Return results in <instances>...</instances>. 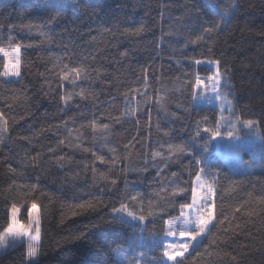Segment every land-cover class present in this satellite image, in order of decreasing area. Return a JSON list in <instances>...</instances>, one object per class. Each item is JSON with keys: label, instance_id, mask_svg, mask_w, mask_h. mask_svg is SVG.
Listing matches in <instances>:
<instances>
[{"label": "trees", "instance_id": "trees-1", "mask_svg": "<svg viewBox=\"0 0 264 264\" xmlns=\"http://www.w3.org/2000/svg\"><path fill=\"white\" fill-rule=\"evenodd\" d=\"M17 45L19 78L0 76V226L26 197L41 239L34 261L15 242L0 264H166V225L200 175L213 224L176 264H264V0H0V47ZM202 63L217 67L232 132L259 129L261 169L218 154L228 127L195 104L213 73Z\"/></svg>", "mask_w": 264, "mask_h": 264}, {"label": "rangeland", "instance_id": "rangeland-1", "mask_svg": "<svg viewBox=\"0 0 264 264\" xmlns=\"http://www.w3.org/2000/svg\"><path fill=\"white\" fill-rule=\"evenodd\" d=\"M11 51V49H6ZM2 57V56H1ZM202 66L208 67L212 70V75L206 78H198L196 85L195 104L201 107H215L220 110V118L223 124L228 127L227 134L219 137L216 143L217 152L221 158H223L236 173H247L253 170L261 169L263 164L261 161V152L263 154V141L259 134V129L252 123L234 124L237 125L239 130L232 132L233 129H237L236 126L231 125L232 121L229 115L232 105L231 101L221 92V78L217 71L216 65L212 63H202ZM19 71V65H17V73ZM7 80H14L19 78L18 76L5 77ZM231 133L229 135V133ZM251 153V158L248 159L247 154ZM204 197H207L206 199ZM205 209H210L209 213ZM17 208L12 209L10 213L11 222L16 214ZM204 214L205 231L198 236H195L198 231L196 228V222L199 214ZM24 215L23 209H20L19 218L22 221H27L23 224H18L21 229H28V232L33 236H40V219L39 209L37 206H32L28 210V216ZM25 217V218H23ZM189 219V223H185V220ZM214 220V190L209 181L203 176H198L193 185V200L192 203L185 207L180 216L177 219L168 221L166 225V250L170 252L174 259L169 261L165 256L166 264H176L179 260L188 256L195 246L204 238L209 229L211 228ZM33 224L35 225V232H32ZM181 231L185 233L181 236ZM195 236V239L192 237ZM24 242L27 245L26 238L10 239L2 248L0 252L4 251L12 243ZM40 243V242H39ZM187 244V250H184V245ZM39 244L37 245L38 249ZM171 246V247H169ZM28 248V246H27ZM180 253L176 255V253ZM30 261H34L36 257L30 258Z\"/></svg>", "mask_w": 264, "mask_h": 264}, {"label": "clouds", "instance_id": "clouds-1", "mask_svg": "<svg viewBox=\"0 0 264 264\" xmlns=\"http://www.w3.org/2000/svg\"><path fill=\"white\" fill-rule=\"evenodd\" d=\"M17 65H19L18 61L9 60L4 65V71L2 74L5 77L15 76L17 74ZM99 76H100V72L97 71V77L96 78L98 79ZM83 78L88 79L89 77L87 75H85ZM82 91H83V95L82 96L80 95L81 100H85V101H88L89 103H93V104L96 102L97 92L94 89L89 87L87 89H82ZM74 95H75V93H66V94L62 95L61 100L65 104H67L74 97ZM134 112H135V109L128 112L127 115H134ZM108 128H109L108 125H105L103 127L102 131L104 133V137H106L108 135V132L106 131ZM2 132H3V125H2V123H0V143L4 142V136H3ZM77 147H78V145H77ZM197 164H199V161H197ZM204 198L206 199L207 197H204ZM33 203H36V202L28 203L27 198L25 197L23 200V203L16 205V208H17L16 213L20 212L21 207H23L24 205H27V216H28V210L31 208V205ZM37 206H38V204H37ZM38 208H39V206H38ZM39 210H40V208H39ZM205 211L207 213H209L210 209H205ZM204 217L205 216L203 213L199 214V216H198V219L196 222V228L198 230L197 233L202 232L206 226V223L204 222ZM18 218H19V216H18ZM26 222L27 221H22V224L26 223ZM141 222H143V220H141ZM185 223L186 224L189 223V219H186ZM18 231H28V229H26V228L21 229L20 227H18V225L16 223L11 222L10 218L8 217L7 221L2 226H0V248H2L10 239H15L16 237L14 235H11V234L14 232H18ZM32 232H35V225L34 224L32 227ZM27 246H31V247L35 248V247H37V242L34 239H27Z\"/></svg>", "mask_w": 264, "mask_h": 264}, {"label": "snow or ice", "instance_id": "snow-or-ice-1", "mask_svg": "<svg viewBox=\"0 0 264 264\" xmlns=\"http://www.w3.org/2000/svg\"><path fill=\"white\" fill-rule=\"evenodd\" d=\"M142 29H137V32L141 31ZM123 55V53H122ZM0 56L3 57V71H4V65L9 61V60H13V61H18L19 62V71L18 73L15 75V76H18L20 74V67H21V57H20V46L17 45L15 48L11 49V51L9 50H6L5 48L3 47H0ZM197 63H200L199 61H197ZM3 71H0V76H3L5 77L2 73ZM82 71V69H75L74 72L76 73V76L73 77V79L77 78L80 74V72ZM9 77V76H8ZM61 79H68V76H62ZM199 84V81L197 82ZM81 96L83 95V91L81 90V92L79 93ZM61 99H62V96H61ZM247 123H250V122H247ZM95 124V123H93ZM105 126V125H104ZM103 126V127H104ZM205 131H210L209 129H205ZM213 137H215L218 132H212L210 133ZM231 133H229L230 135ZM177 151H182V149L180 148H177L176 149ZM128 215L130 216H133L132 213H127ZM19 216V213H16L13 217V220L15 223H18V224H22V221L18 218ZM140 219H143V217H140ZM208 224V223H207ZM206 224V225H207ZM205 231V228L203 229L202 232H199L195 234V236H198L200 235L201 233H203ZM181 236H184L185 233L183 231H181ZM11 235H14L16 238H26V239H34L36 242H37V245L39 244L40 242V239H41V236L37 237V236H33L31 233H29L28 231H18V232H14L12 233ZM195 236L192 237V239H195ZM171 247V246H169ZM188 248V245L185 244L184 245V250H187ZM37 253H38V249L37 247L33 248L31 246H28V249H27V256L32 258V257H36L37 256ZM180 253H176V255H179ZM164 255L167 257V259L169 261H172L174 259V256L168 252V251H165L164 252Z\"/></svg>", "mask_w": 264, "mask_h": 264}]
</instances>
